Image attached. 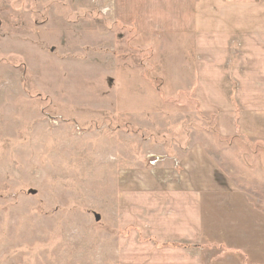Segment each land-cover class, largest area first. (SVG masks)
Listing matches in <instances>:
<instances>
[{
  "label": "rangeland",
  "instance_id": "374dc122",
  "mask_svg": "<svg viewBox=\"0 0 264 264\" xmlns=\"http://www.w3.org/2000/svg\"><path fill=\"white\" fill-rule=\"evenodd\" d=\"M113 3L0 0V264H113L119 239L264 264V144L221 138L188 39ZM175 179L206 181L198 243L152 232Z\"/></svg>",
  "mask_w": 264,
  "mask_h": 264
},
{
  "label": "crops",
  "instance_id": "0c3cea01",
  "mask_svg": "<svg viewBox=\"0 0 264 264\" xmlns=\"http://www.w3.org/2000/svg\"><path fill=\"white\" fill-rule=\"evenodd\" d=\"M113 8L119 20L145 36L188 39L195 99L203 113L215 115L219 136L264 144V0H114ZM185 163L188 173L194 170ZM223 181L216 186L223 188ZM169 182L168 206L157 209L161 218L152 232L157 236L165 228L169 238L198 243L206 181ZM127 244L118 240L113 264H174L182 254L147 243L127 249Z\"/></svg>",
  "mask_w": 264,
  "mask_h": 264
},
{
  "label": "built area",
  "instance_id": "2783aa9c",
  "mask_svg": "<svg viewBox=\"0 0 264 264\" xmlns=\"http://www.w3.org/2000/svg\"><path fill=\"white\" fill-rule=\"evenodd\" d=\"M154 160H155V159H154ZM154 160H153V161H154ZM154 163H155V162H154Z\"/></svg>",
  "mask_w": 264,
  "mask_h": 264
}]
</instances>
